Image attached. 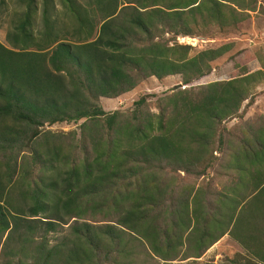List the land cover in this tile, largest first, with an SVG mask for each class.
<instances>
[{"label":"trees","instance_id":"1","mask_svg":"<svg viewBox=\"0 0 264 264\" xmlns=\"http://www.w3.org/2000/svg\"><path fill=\"white\" fill-rule=\"evenodd\" d=\"M14 2L11 47L0 42V264L198 263L227 235L244 252L219 246L225 264H264V114L245 119L264 52L201 84L234 42H178L238 34L257 0ZM173 76L131 111L102 105ZM65 123L79 128L47 129ZM226 152L220 189L181 183Z\"/></svg>","mask_w":264,"mask_h":264},{"label":"rangeland","instance_id":"2","mask_svg":"<svg viewBox=\"0 0 264 264\" xmlns=\"http://www.w3.org/2000/svg\"><path fill=\"white\" fill-rule=\"evenodd\" d=\"M8 8L2 6L0 9V42L6 47H11L8 40V33L13 28V20L15 19L14 10L17 3L14 0H6ZM178 42L182 44H190L194 47V51H200L209 47H216L223 43L234 42L235 48L214 63L213 73L203 78L199 83L207 84L214 81L228 80L232 77L233 72L236 70L237 65L246 64L244 61L245 52L247 51H261L264 52V0H257L256 11L252 12L251 18L242 24L241 31L233 36H224L216 34L210 37H179ZM250 71H255L261 68L258 60L247 62ZM181 83L178 76L169 77L163 81L155 78L138 86L135 90L121 96L118 99H105L101 100L104 109L107 112H114L116 110L131 111L134 102L142 95L157 94L163 95L170 91L174 86ZM155 101V100H154ZM258 114H264V83L260 85L257 91L256 99L253 104L248 105L246 109L245 119L256 117ZM239 120L235 119L229 122L228 128H233ZM76 124H61L49 127L47 129L54 132H72L78 129ZM220 160L209 171V175L204 177L188 176L181 173L180 181L182 184H201L204 180H210L212 186L220 189L228 180V173L224 170L225 160H227V152L218 154ZM90 222L97 224H105L109 219L104 217H97L96 219H89ZM221 244H216L208 249L203 256L199 259L198 263L194 261H184L180 264H225L224 255L218 253V247H227L236 250L237 252H244L243 248L228 235L222 239ZM219 242V243H220ZM2 248H0L1 252Z\"/></svg>","mask_w":264,"mask_h":264}]
</instances>
